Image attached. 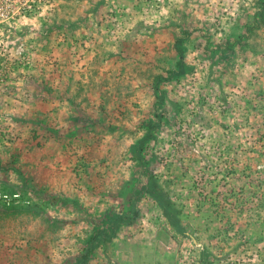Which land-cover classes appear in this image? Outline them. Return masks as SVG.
<instances>
[{
	"label": "rangeland",
	"instance_id": "374dc122",
	"mask_svg": "<svg viewBox=\"0 0 264 264\" xmlns=\"http://www.w3.org/2000/svg\"><path fill=\"white\" fill-rule=\"evenodd\" d=\"M41 6L0 30V264H264V0Z\"/></svg>",
	"mask_w": 264,
	"mask_h": 264
},
{
	"label": "trees",
	"instance_id": "16d2710c",
	"mask_svg": "<svg viewBox=\"0 0 264 264\" xmlns=\"http://www.w3.org/2000/svg\"><path fill=\"white\" fill-rule=\"evenodd\" d=\"M178 55L180 57V62L178 63V67L180 70H183V68L185 67L183 51L179 49ZM151 182H153V184L150 189V193L154 196L155 200L158 202L159 206L162 208L165 217L171 222L172 226H174V228L179 233L185 234L184 229L181 227V223L179 221L178 210L176 208L174 201L171 199L169 193L166 192L157 181H154V179L151 180ZM51 197H52L53 203L56 202V197L53 195H51ZM117 216L119 218L126 219L128 225H132L141 216V210L138 207L137 195L134 196V198L132 199V208H131L130 213L128 215H123L122 213H118ZM96 240L97 239L93 241L94 246L96 245V242H97ZM93 245H91L87 249L86 256H89L91 252L93 251V248H94Z\"/></svg>",
	"mask_w": 264,
	"mask_h": 264
},
{
	"label": "built area",
	"instance_id": "2783aa9c",
	"mask_svg": "<svg viewBox=\"0 0 264 264\" xmlns=\"http://www.w3.org/2000/svg\"><path fill=\"white\" fill-rule=\"evenodd\" d=\"M43 0H0V30L6 25H11L16 19H26L29 13H36L42 8ZM23 47L17 49V53L22 56ZM6 57V54H3ZM1 77V76H0Z\"/></svg>",
	"mask_w": 264,
	"mask_h": 264
}]
</instances>
